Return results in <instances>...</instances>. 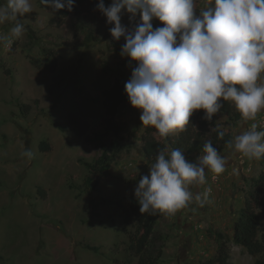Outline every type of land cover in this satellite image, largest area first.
<instances>
[{
	"label": "rangeland",
	"instance_id": "rangeland-1",
	"mask_svg": "<svg viewBox=\"0 0 264 264\" xmlns=\"http://www.w3.org/2000/svg\"><path fill=\"white\" fill-rule=\"evenodd\" d=\"M5 3L0 0V5ZM32 3L33 12L21 18L23 37L12 43L11 50L0 47V264H140L131 248L138 211L130 199L156 161L146 155L144 139H166L153 126L142 125V109L126 101L116 116L125 127L119 137L124 149L114 154L109 176L85 163L100 154L86 137L103 130L106 91L118 76L116 71L125 69L131 75L136 62L121 56L124 37L113 39L109 29L114 25L106 23L90 2L75 0L69 15L61 9L53 12L40 0ZM208 6L209 0H195L197 11ZM129 15L124 12L122 23L131 28L139 22V14L132 22ZM153 23L163 26L155 18ZM10 27L6 24L3 30L8 32ZM50 49L58 58L53 72L32 63L34 58L43 64ZM103 59L110 65L107 75L101 68ZM197 111L199 125L204 110ZM212 120L234 137L240 131L242 120L230 121L222 113ZM253 124L264 131V110L246 127L251 129ZM116 138L111 134L107 140ZM42 141L49 150L40 148ZM25 149L33 153L32 158L22 155ZM219 153L229 159L225 172L217 175L207 169L206 182L189 189L194 195L199 192L206 203L200 206L194 201L158 220L156 232L161 238L149 248L158 256V264H200L215 258L218 230L230 236L231 264H257L261 257L232 238L235 213L245 205L251 179L264 166L260 159L242 154L233 159L235 150L228 146ZM183 154L195 162L203 151ZM87 176L93 177L95 189H86ZM257 212L258 238L264 241V216Z\"/></svg>",
	"mask_w": 264,
	"mask_h": 264
},
{
	"label": "clouds",
	"instance_id": "clouds-1",
	"mask_svg": "<svg viewBox=\"0 0 264 264\" xmlns=\"http://www.w3.org/2000/svg\"><path fill=\"white\" fill-rule=\"evenodd\" d=\"M53 12L72 11L75 0H40ZM199 11L195 0H111L96 8L106 17L115 40L124 37L121 56L136 62L124 85L130 104L142 109L140 120L153 126L167 139L186 130L195 110H204L211 121L220 113L223 102H231L241 114L240 131L226 141L235 153L248 159L264 157V131L257 125L246 127L264 110V0H209ZM32 0H6L0 5V47L11 50L21 39L25 26L21 18L33 12ZM124 12L133 27L122 23ZM163 23L153 27V19ZM11 25L8 32L4 25ZM223 139L225 132L216 129ZM23 156L32 158L25 149ZM229 159L222 156L211 141L203 145V154L195 162L186 159L180 149L159 150L148 175L138 181L135 197L141 214L174 215L194 201L200 206L206 198L190 187L206 182V170L219 175Z\"/></svg>",
	"mask_w": 264,
	"mask_h": 264
},
{
	"label": "trees",
	"instance_id": "trees-1",
	"mask_svg": "<svg viewBox=\"0 0 264 264\" xmlns=\"http://www.w3.org/2000/svg\"><path fill=\"white\" fill-rule=\"evenodd\" d=\"M81 4L90 2L92 6L96 7L99 0H79ZM64 2V0H62ZM105 6L111 4V0H104ZM76 6V4H75ZM63 15H69L72 11H68L67 8L61 9ZM153 23V21H152ZM153 27L155 25L153 23ZM35 39V38H34ZM32 63L47 71H55L58 66V58L54 49L47 50L45 52V61L43 64L38 59H32ZM101 68L103 74L107 75L110 71V65L106 60L101 61ZM118 76L116 77L112 86L106 91L107 107L106 116L102 118V129L95 133L92 137H86V140L93 143L100 149L99 156L93 162H85L87 166L92 169H100L103 176H109L110 162L113 159L114 154L124 149V145L121 143L120 136L123 133L125 127L124 124L116 120V116L119 112L121 105L129 101L127 93L125 92L124 85L129 81L131 75H127L125 69H118L116 71ZM220 113L229 117L230 121H241V114L236 110L234 105L229 102H223V108ZM198 123V111L195 110L194 114L190 117V123L186 126V130L180 132L177 137L170 135L165 141L158 140L153 136L146 137L144 139L143 149L147 156L156 157L159 150L164 149L165 146L170 144L172 149H180L182 153L193 154L195 152H202L203 145L206 141H211L213 146L218 150L227 147L226 141L233 140L234 135L230 131H226L224 128H220L225 132L223 139L218 137L217 124L214 120L208 121L201 119ZM212 126V127H211ZM111 134L117 138L115 140L108 141L107 137ZM40 148L43 151L49 150V145L42 141ZM261 162L264 166V157ZM251 190L249 191V197H247L245 205L240 208L236 213L234 223L233 241L243 247H245L251 254L260 255L257 260V264H264V241L258 238V228L261 223V218L257 210H261L264 216V197L261 196V192L264 189V170L258 177H253ZM86 189H95V183L92 176H87L85 179ZM130 202L134 209L138 211V229L137 234L134 237V241L131 248L139 255L140 264H158V256L154 255L153 251L149 249L154 247L157 241L161 238L156 232V225L158 220L165 214L159 211L154 215L148 213L141 214L139 211V204L135 195L131 196ZM216 237L219 241V251L215 258H211L202 261L200 264H231L230 252L227 246V241L230 240V236L223 231H216ZM88 248L95 250L97 247L88 245Z\"/></svg>",
	"mask_w": 264,
	"mask_h": 264
},
{
	"label": "flooded vegetation",
	"instance_id": "flooded-vegetation-1",
	"mask_svg": "<svg viewBox=\"0 0 264 264\" xmlns=\"http://www.w3.org/2000/svg\"><path fill=\"white\" fill-rule=\"evenodd\" d=\"M238 155H239V153L234 154V155H233V159H234V158L236 159V158L238 157Z\"/></svg>",
	"mask_w": 264,
	"mask_h": 264
},
{
	"label": "water",
	"instance_id": "water-1",
	"mask_svg": "<svg viewBox=\"0 0 264 264\" xmlns=\"http://www.w3.org/2000/svg\"><path fill=\"white\" fill-rule=\"evenodd\" d=\"M194 161H196V160L194 159Z\"/></svg>",
	"mask_w": 264,
	"mask_h": 264
}]
</instances>
